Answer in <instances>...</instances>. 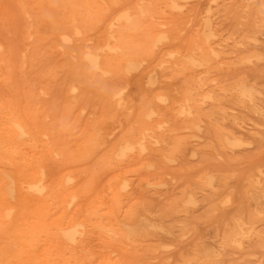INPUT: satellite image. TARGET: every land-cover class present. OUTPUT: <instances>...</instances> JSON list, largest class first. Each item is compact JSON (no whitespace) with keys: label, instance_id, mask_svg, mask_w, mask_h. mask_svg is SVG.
<instances>
[{"label":"rangeland","instance_id":"1","mask_svg":"<svg viewBox=\"0 0 264 264\" xmlns=\"http://www.w3.org/2000/svg\"><path fill=\"white\" fill-rule=\"evenodd\" d=\"M142 0H121L117 9ZM154 1V0H152ZM166 0H164L165 2ZM180 8L161 6L147 20L153 33L164 37L152 47L143 65L155 76L147 93L140 90L142 74L97 82L76 79L77 94L86 113L100 111L107 87L129 85L122 114L108 129L110 136L90 155L79 157L74 133H65L74 156V169L93 177L85 202L110 216L113 200L100 202L109 177L121 173L129 187L119 196V222L128 225V240L113 242L94 233L90 238L98 257L111 256L118 264H264V0H182ZM11 9L13 13H2ZM13 0H0V22L14 16L11 33L0 28V42L24 50L25 23ZM106 13L114 18L119 13ZM219 53L195 70L184 69L186 56L206 36ZM107 29L103 22L84 32L94 46ZM44 39L34 52L52 45ZM143 33L130 37L140 41ZM199 56V55H198ZM174 58L173 62H169ZM66 55L42 58V66H57L50 97L62 106L67 77ZM21 84V73H15ZM1 88V86H0ZM249 92L252 101L242 97ZM162 93L167 100L159 103ZM152 97L156 104H152ZM156 115L146 113L151 107ZM191 113H180L182 107ZM86 117L81 116V124ZM148 122L163 142L142 153H129L106 169L104 159L126 134L137 135ZM237 139V140H235ZM104 168H103V167ZM100 192V194H99ZM113 242V243H112Z\"/></svg>","mask_w":264,"mask_h":264},{"label":"bare ground","instance_id":"2","mask_svg":"<svg viewBox=\"0 0 264 264\" xmlns=\"http://www.w3.org/2000/svg\"><path fill=\"white\" fill-rule=\"evenodd\" d=\"M13 1L14 13H20L25 23L22 37L26 46L20 50L0 42V264H118L111 256L98 257L90 238L97 233L117 242L132 235L118 217V199L129 181L121 173L107 179L100 202L111 196L114 205L110 216H98V207L85 202L93 177L74 169L70 142L63 135L74 133L77 155H90L96 144L110 136L108 129L122 114L129 85L107 87L101 110L93 108L85 114L76 79L97 83L142 74L140 90L147 93L155 76L146 72L143 62L164 37L155 35L146 21L160 13L162 5L180 8L182 0H142L122 9H117L121 0ZM113 10L119 14L105 18ZM1 11L13 13L11 9ZM99 22L107 27L100 39L93 47L82 45L84 32ZM0 28L11 33L14 16L5 15ZM45 29L55 39L43 51L33 53L44 39ZM204 29L206 36L186 56L182 68L195 70L209 62L208 56H218L209 42L214 35L211 25L205 24ZM138 32L144 35L140 41L130 37ZM60 55L67 56L66 74L71 80L64 87L62 106L57 108L50 97L57 66H42L41 62L45 56ZM17 70L21 84L16 82ZM241 95L252 101L249 92ZM155 99L159 103L167 100L162 93ZM155 99L152 97V104ZM191 109L183 106L180 113L190 114ZM155 115L152 106L146 118ZM81 116L86 117L83 124ZM160 127L153 129L146 122L137 135H124L114 145V153L104 159L105 168L114 167L113 155L122 158L161 144L163 139L156 133Z\"/></svg>","mask_w":264,"mask_h":264}]
</instances>
